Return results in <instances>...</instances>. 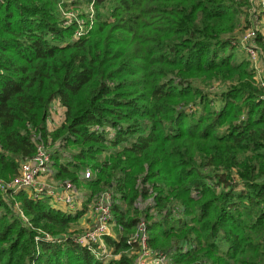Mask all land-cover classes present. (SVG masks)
<instances>
[{"label": "trees", "instance_id": "16d2710c", "mask_svg": "<svg viewBox=\"0 0 264 264\" xmlns=\"http://www.w3.org/2000/svg\"><path fill=\"white\" fill-rule=\"evenodd\" d=\"M258 11L250 0H0V180L42 146L52 180L88 188L80 211L0 189V264H103L68 232L103 192L109 264H134L141 220L172 264H264V86L236 55L253 28L264 59ZM76 19L92 21L81 36Z\"/></svg>", "mask_w": 264, "mask_h": 264}, {"label": "built area", "instance_id": "2783aa9c", "mask_svg": "<svg viewBox=\"0 0 264 264\" xmlns=\"http://www.w3.org/2000/svg\"><path fill=\"white\" fill-rule=\"evenodd\" d=\"M250 1H253L259 10H264V0ZM90 9L92 10L91 6ZM70 13L75 16L74 13ZM76 20L79 23L76 34L77 36H81L88 30L92 21L85 28L81 20ZM255 35V29H246L239 37V46L255 71V79L264 86V82L262 81V76H264V59H262L261 51L253 40ZM49 173L50 154L44 147L38 146L35 154L21 163L18 174L13 179L8 182L0 180V189L27 188L33 196H42L45 194L51 196L53 201L63 204L66 208L70 210L75 209L77 202L72 183L70 181H64L62 184L57 185V188H47L39 179L47 177L50 175ZM82 177H90V171H83ZM89 207H91L95 214V222L91 227L83 230L81 233L75 234L74 241L86 247L95 258L101 261L106 260L109 256H115L112 253L111 247L104 240L106 235L112 236V227L114 226L110 193H101L97 199H93ZM22 217L26 219L23 215ZM128 242L137 245V257L134 264H172L166 254L163 252H153L149 247L144 221L141 220L137 223Z\"/></svg>", "mask_w": 264, "mask_h": 264}, {"label": "rangeland", "instance_id": "374dc122", "mask_svg": "<svg viewBox=\"0 0 264 264\" xmlns=\"http://www.w3.org/2000/svg\"><path fill=\"white\" fill-rule=\"evenodd\" d=\"M84 9V7H82V8H80V10H83ZM88 9V8H87ZM260 11V10H259ZM73 14H67V16H69V17H71ZM259 23L261 24V26H263L262 27V32L264 33V18H262L260 21H259ZM264 35V34H263ZM236 55L239 57V58H241V57H245L246 58V56H245V54H244V52L240 49V46L238 45L237 47H236ZM59 113L60 112H58V111H56V113H54V120L56 121V122H59V117H61L60 115H59ZM86 170H88V171H90L89 170V168H86V169H84V170H82V171H86ZM91 172V171H90ZM91 175H92V172L90 173V177H91ZM85 178H87V177H85ZM39 181L42 183V184H44V186L45 187H47V188H57L58 186L57 185H59L56 181H54V180H52L50 177H49V175L46 177V178H41V179H39ZM88 190V188L86 187V186H80V188L78 189V191L75 193V194H77V197L78 198H76V202H77V205L79 206L78 207V210L80 211V210H82V209H85V207H83L84 205L82 204V202L81 201H83L82 199H83V196H84V198H85V191H87ZM75 197H76V195H74ZM57 205H59L60 207H61V209H63V210H65V206L63 205V204H61V203H59V202H55ZM91 205V203H88L87 204V212H88V216H83L85 213H86V211L84 212L83 211V213H82V215L77 219V220H75L74 222H72L71 224H70V226L68 227V232H73L74 234H78V233H81L83 230H85V229H87V228H89V227H91L92 225H93V223L95 222V214H94V212H93V210L91 209V207H90V210H91V212H92V215L94 216V217H92V215L90 214V210H89V206ZM74 211V210H73ZM112 236L113 237H115L116 236V232H115V230H114V226L112 227ZM117 258H119V256H109L106 260H102V263L103 264H109V262L111 261V260H115V259H117Z\"/></svg>", "mask_w": 264, "mask_h": 264}, {"label": "crops", "instance_id": "0c3cea01", "mask_svg": "<svg viewBox=\"0 0 264 264\" xmlns=\"http://www.w3.org/2000/svg\"><path fill=\"white\" fill-rule=\"evenodd\" d=\"M45 178H46V177H45ZM52 203H53L56 207L61 208L59 205H57V204L55 203V201L52 200ZM78 207H79V206H78ZM89 210H90V207H89ZM87 211H88V210H87ZM87 211H86V213H85L83 216H88V215H89ZM90 214L92 215L91 210H90ZM92 217H94V216L92 215ZM93 224H94V223H93Z\"/></svg>", "mask_w": 264, "mask_h": 264}]
</instances>
